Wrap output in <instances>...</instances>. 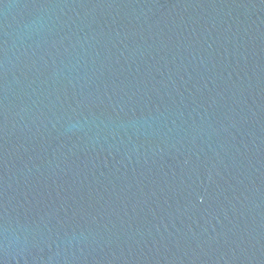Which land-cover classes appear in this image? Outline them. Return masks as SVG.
I'll list each match as a JSON object with an SVG mask.
<instances>
[{"label":"water","instance_id":"1","mask_svg":"<svg viewBox=\"0 0 264 264\" xmlns=\"http://www.w3.org/2000/svg\"><path fill=\"white\" fill-rule=\"evenodd\" d=\"M0 264H264V0H0Z\"/></svg>","mask_w":264,"mask_h":264}]
</instances>
